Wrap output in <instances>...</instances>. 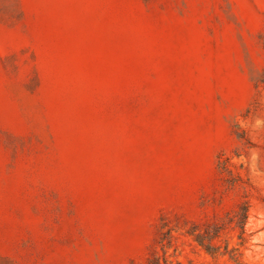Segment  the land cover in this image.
I'll use <instances>...</instances> for the list:
<instances>
[{"label":"rangeland","instance_id":"obj_1","mask_svg":"<svg viewBox=\"0 0 264 264\" xmlns=\"http://www.w3.org/2000/svg\"><path fill=\"white\" fill-rule=\"evenodd\" d=\"M153 260L264 264V0H0V264Z\"/></svg>","mask_w":264,"mask_h":264},{"label":"trees","instance_id":"obj_2","mask_svg":"<svg viewBox=\"0 0 264 264\" xmlns=\"http://www.w3.org/2000/svg\"><path fill=\"white\" fill-rule=\"evenodd\" d=\"M240 209L243 212V211H245L246 208L244 206H242ZM243 215H244V213H243ZM198 241L200 242L201 240H198ZM206 248H207V250H209L211 248V245L206 246ZM152 264H161V263L158 260H153ZM165 264H168V263H165Z\"/></svg>","mask_w":264,"mask_h":264}]
</instances>
